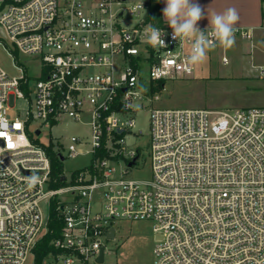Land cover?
I'll return each mask as SVG.
<instances>
[{"label": "built area", "instance_id": "obj_1", "mask_svg": "<svg viewBox=\"0 0 264 264\" xmlns=\"http://www.w3.org/2000/svg\"><path fill=\"white\" fill-rule=\"evenodd\" d=\"M148 5L0 0V44L19 72L0 64V264H26L53 209L61 228L42 264H106L115 223L124 219L153 222L159 238L151 264H264V106L153 108L151 177L129 176L141 153L128 148L125 136L134 124L136 89L145 90L143 72L150 81L167 80L195 68L193 41L174 40L167 24L152 23ZM149 26L165 32L167 47L150 45ZM261 28L264 42V18ZM199 30L218 44L209 27ZM235 35L251 37L246 29ZM20 55L38 60L40 74L32 76ZM19 97L27 112L12 118L8 110ZM83 117L91 140L72 135L67 156L88 144L90 162L63 170L65 182L56 186L49 145L39 136L63 118ZM30 175L39 177L33 187Z\"/></svg>", "mask_w": 264, "mask_h": 264}, {"label": "rangeland", "instance_id": "obj_2", "mask_svg": "<svg viewBox=\"0 0 264 264\" xmlns=\"http://www.w3.org/2000/svg\"><path fill=\"white\" fill-rule=\"evenodd\" d=\"M148 1V0H146ZM0 28V36H4ZM226 57L227 62H223ZM19 60L28 66L32 76L40 74L38 60L20 55ZM12 57L0 44V64L11 75L19 72L13 68ZM260 64H264V53L250 54L247 41L234 43L231 48L212 46L207 58L195 64L191 75L176 79H167L164 88L151 94V81L146 71L145 90L136 89L138 97L132 100L133 110L129 117L134 118L129 135L125 136L128 148L138 149L140 158L137 165L129 170L132 178L148 179L151 177L149 144L151 133V110L169 107H202L210 109H231L248 106H264V78L260 75ZM27 102L17 98L15 106L8 110L12 118H24ZM38 124V123H36ZM80 135L88 143L91 131L86 118L76 121L63 118L52 128H43L39 138L54 151L61 150L66 158L62 161L64 173L82 169L90 162L91 155L86 153L87 145L80 146L81 153L74 158L67 156V149L72 135ZM115 240H109L105 255L106 264H151L154 259V246L159 233L154 231L151 220H119ZM26 264H34V254L29 253Z\"/></svg>", "mask_w": 264, "mask_h": 264}, {"label": "clouds", "instance_id": "obj_3", "mask_svg": "<svg viewBox=\"0 0 264 264\" xmlns=\"http://www.w3.org/2000/svg\"><path fill=\"white\" fill-rule=\"evenodd\" d=\"M163 11L164 23L172 29L174 40L188 39L193 41L189 62L202 63L207 58V52L212 47L205 35V31L199 30L198 21L204 18L203 10L197 3L191 0H165ZM209 29L211 35L224 48H231L235 43L236 25L240 19L235 8H227L222 13H209ZM165 32L162 29L149 26L147 39L153 48L167 47L164 41ZM29 187L39 183L37 175L25 178Z\"/></svg>", "mask_w": 264, "mask_h": 264}, {"label": "crops", "instance_id": "obj_4", "mask_svg": "<svg viewBox=\"0 0 264 264\" xmlns=\"http://www.w3.org/2000/svg\"><path fill=\"white\" fill-rule=\"evenodd\" d=\"M160 2L163 17L162 10L166 6L165 0H160ZM191 2L199 4L203 10L204 18L198 21V28L209 27V13H222L227 8H235L240 16L236 29H246L251 33L250 38L235 35V43H240L242 40L247 41L250 54L253 56L264 53L263 29L261 28L264 18V0H191Z\"/></svg>", "mask_w": 264, "mask_h": 264}, {"label": "trees", "instance_id": "obj_5", "mask_svg": "<svg viewBox=\"0 0 264 264\" xmlns=\"http://www.w3.org/2000/svg\"><path fill=\"white\" fill-rule=\"evenodd\" d=\"M149 13L148 19L156 25H164V19L161 12V2L160 0H149ZM164 79L152 80L150 84L149 93L154 94L160 92L164 88ZM50 150V159L52 167V178L55 179L54 184L59 186L65 181L61 180V174L63 173L62 161L58 157L51 147L48 146ZM49 230L44 234L41 239L37 242L35 247H33V254H35V264H42L44 257L50 252L54 251V247L51 244V240L59 234L61 228L60 213L56 210L51 211V215L48 222Z\"/></svg>", "mask_w": 264, "mask_h": 264}, {"label": "water", "instance_id": "obj_6", "mask_svg": "<svg viewBox=\"0 0 264 264\" xmlns=\"http://www.w3.org/2000/svg\"><path fill=\"white\" fill-rule=\"evenodd\" d=\"M37 132H39V130H37ZM133 163V161H131L129 164L131 165ZM64 178V177H63ZM108 235H109V237H114V235H115V232H114V229H111L110 231H109V233H108ZM102 252H103V249L101 250V255H100V261L103 259V254H102Z\"/></svg>", "mask_w": 264, "mask_h": 264}, {"label": "snow or ice", "instance_id": "obj_7", "mask_svg": "<svg viewBox=\"0 0 264 264\" xmlns=\"http://www.w3.org/2000/svg\"><path fill=\"white\" fill-rule=\"evenodd\" d=\"M0 135H3L2 133H0Z\"/></svg>", "mask_w": 264, "mask_h": 264}]
</instances>
